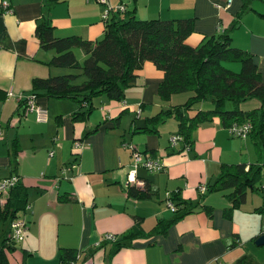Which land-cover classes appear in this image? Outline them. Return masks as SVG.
Returning <instances> with one entry per match:
<instances>
[{
    "label": "crops",
    "instance_id": "0c3cea01",
    "mask_svg": "<svg viewBox=\"0 0 264 264\" xmlns=\"http://www.w3.org/2000/svg\"><path fill=\"white\" fill-rule=\"evenodd\" d=\"M8 1L11 12L0 10V178L16 174L27 189V206L18 218L26 224L24 237L13 249L3 247L9 263L58 264L59 251L72 249L77 252L73 264H264V244H256L264 235V135L233 137L213 116L192 131L190 149L182 142L171 147L177 120L169 116L173 121L153 129L147 119L184 103L186 94L161 97L163 71L149 60L137 70L122 100L95 97L84 116L76 115L80 109L75 99L37 95L47 110L46 120L37 121L22 101L7 97V90L27 95L33 93L34 78L76 70L48 64L55 51L40 46L36 26L46 22L57 37L76 35L95 42L104 32V5L97 0ZM109 2L134 8L140 19L193 18V32L186 39L190 45L227 30L241 12L230 32L232 45L252 55L264 81V0ZM73 51L80 62L85 58L80 46ZM226 106L231 108L230 103ZM259 106V100L250 98L239 107L248 111ZM210 108L201 102L190 114ZM74 141L82 146L74 147ZM123 142L164 163L160 171L138 168L148 198L129 194L132 148ZM239 164L259 167V179L244 202L233 206L228 196L233 187L213 185L222 166ZM199 185L206 187L204 193ZM172 194L192 211L164 233L138 236L115 252L103 240L106 233L123 235L138 221L148 232L159 220H171L175 213L167 199ZM7 195L0 193V204ZM10 225L0 222V246Z\"/></svg>",
    "mask_w": 264,
    "mask_h": 264
},
{
    "label": "trees",
    "instance_id": "16d2710c",
    "mask_svg": "<svg viewBox=\"0 0 264 264\" xmlns=\"http://www.w3.org/2000/svg\"><path fill=\"white\" fill-rule=\"evenodd\" d=\"M240 18L241 12L230 28L217 34L205 35L196 45L186 42L193 32V18L140 19L134 8L111 13L105 21L103 36L95 42L83 40L76 35L57 37L52 25L41 22L35 30L40 46L55 51L48 64L76 71L48 78H34L32 92L36 96L42 94L75 99L80 109L76 115L84 116L92 107L95 97L106 95L114 100H122L125 89L135 83L137 70L149 60L163 71L158 87L161 97L169 98L173 93L191 92L184 103L148 118L147 123L153 129L156 124L172 116L178 122L177 134L181 135L182 143L191 144L192 131L200 123L217 116L225 127L233 122L249 121L252 125L249 134L262 136L264 81L252 55L232 45L230 32L238 26ZM75 46H80L85 53L81 62L74 54ZM17 48L23 51L22 43H18ZM229 63H237L238 71L228 67ZM250 98L259 100L260 106L248 111L241 110L240 104ZM205 101L211 104L210 109L190 114L195 104ZM227 103L231 104L230 109ZM258 171L259 167L253 165L248 169L242 164L224 165L213 187H233L228 196L233 206H238L244 202L247 190L254 188L259 179ZM129 194L138 198L149 197L147 186L143 189L131 187ZM171 199L176 206L171 220H159L148 232L143 231L139 221L134 223L128 232L111 242L113 251L126 246L138 236L164 233L176 219L192 211L187 207L188 204L178 200L177 194H172ZM26 206L27 189L19 181L8 191L5 202L0 204V222L11 223L18 219L19 213ZM15 243V240L4 235L0 246V264H10L3 247L13 249ZM59 252L58 264H73L76 260L75 250L61 249Z\"/></svg>",
    "mask_w": 264,
    "mask_h": 264
},
{
    "label": "built area",
    "instance_id": "2783aa9c",
    "mask_svg": "<svg viewBox=\"0 0 264 264\" xmlns=\"http://www.w3.org/2000/svg\"><path fill=\"white\" fill-rule=\"evenodd\" d=\"M104 5V10L102 12V19L106 21L110 14L113 12H123L125 11V6L123 4H110L109 0H97ZM0 10L3 12H11L10 3L8 0H0ZM7 97H13L18 101H22L24 104L25 112L35 113L37 121H45L47 110L45 107L38 104L36 95L34 93H29L27 95H22L20 92L16 93L13 89H9L6 92ZM251 123L246 122H233L226 127L229 135L237 138H246L251 130ZM4 129L0 124V139L3 137ZM178 142H183L181 135L175 133L170 136L169 143L171 147H175ZM191 144H184L186 150L190 149ZM82 146L81 142L74 141V147L79 148ZM122 146L132 148V163L131 168L128 171V183L130 187H135L138 189H143L145 187V181L139 179L137 175L138 168H143L148 171H160L164 169V163L159 157L144 156L139 150L131 146L130 144L123 142ZM52 154V152H50ZM74 166V165H73ZM19 182V177L16 174L0 178V193L8 192L13 186ZM206 187L204 185H199L198 190L200 193L205 192ZM168 208L172 211H176V206L171 199V195L167 199ZM10 231L8 237L19 241L24 237V232L26 229V224L21 219H16L11 222ZM117 239V235L112 233H106L103 235V240L113 242Z\"/></svg>",
    "mask_w": 264,
    "mask_h": 264
},
{
    "label": "rangeland",
    "instance_id": "374dc122",
    "mask_svg": "<svg viewBox=\"0 0 264 264\" xmlns=\"http://www.w3.org/2000/svg\"><path fill=\"white\" fill-rule=\"evenodd\" d=\"M228 65V67H230V68H232V69H234V70H236V71H238V69H239V65L237 64V63H229V64H227ZM82 79H83V77H81ZM182 93H185L186 94V96L184 97V100H186L188 97H189V95H191V92H189V91H187V92H182ZM179 95H182V94H180V93H178ZM168 121H173V120H167L166 119V121L162 124L161 123V126H163V125H165V123H167Z\"/></svg>",
    "mask_w": 264,
    "mask_h": 264
},
{
    "label": "water",
    "instance_id": "95a60500",
    "mask_svg": "<svg viewBox=\"0 0 264 264\" xmlns=\"http://www.w3.org/2000/svg\"><path fill=\"white\" fill-rule=\"evenodd\" d=\"M256 244H264V235L260 236V237L256 240Z\"/></svg>",
    "mask_w": 264,
    "mask_h": 264
}]
</instances>
